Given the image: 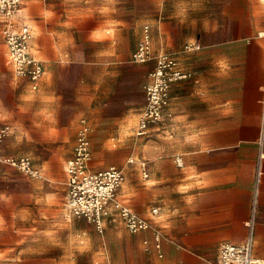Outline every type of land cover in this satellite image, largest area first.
<instances>
[{
  "label": "crops",
  "instance_id": "0c3cea01",
  "mask_svg": "<svg viewBox=\"0 0 264 264\" xmlns=\"http://www.w3.org/2000/svg\"><path fill=\"white\" fill-rule=\"evenodd\" d=\"M105 2H21L33 30L30 53L44 72L33 89L12 69V81L26 80L30 89L6 88L0 96L11 114L0 121L11 127L0 154L29 157L37 173L0 163V264H216L222 243L246 239L249 221L252 256L264 264V4L118 0L114 14L101 15ZM182 6L186 18L178 15ZM113 18L122 21L114 46L88 39ZM145 24L154 66L157 54L166 52L188 76L170 83L161 118L149 122L144 134H136L144 106L114 116L108 131L96 132L94 140L112 157L124 153L112 162L122 179L97 225L67 211L65 163L80 121L90 127V142L98 123L97 108L82 92V65L96 64L103 72L122 66L129 80L147 84L150 57L132 58ZM105 50L112 55H98ZM8 77L0 68V79ZM27 92L34 99L21 101ZM45 97L55 102L46 104ZM45 107L56 112L55 136L46 134L53 125L35 115ZM120 207L147 227L131 231Z\"/></svg>",
  "mask_w": 264,
  "mask_h": 264
},
{
  "label": "built area",
  "instance_id": "2783aa9c",
  "mask_svg": "<svg viewBox=\"0 0 264 264\" xmlns=\"http://www.w3.org/2000/svg\"><path fill=\"white\" fill-rule=\"evenodd\" d=\"M21 1L0 0L1 33L5 38L8 62L12 66L14 75L29 79L32 88L35 89L38 79L44 72V67L42 62L30 53L29 43L32 37L30 27L14 21L15 11ZM192 47L198 49L199 45L193 44ZM185 48L187 49L188 46ZM150 51V26L145 24L142 38L132 58L136 62H145L149 60ZM187 76L188 73L180 69L177 61L170 54L166 52L157 54L155 66L150 72V81L145 87V105L138 119L136 134H144L149 122H156L161 118V107L170 83ZM259 156H264V153H259ZM90 160V127L86 120L82 119L77 131L73 154L65 163L67 211L69 215L84 216L100 225L106 206L113 198L116 187L122 179V173L116 166L92 169ZM1 162L14 166L29 175L37 173L32 166L31 159L27 156L13 158L3 157L0 154ZM153 210L156 211V209ZM120 212L131 231L147 227V223L129 208L120 207ZM155 236L159 239L158 233ZM252 241V221H249L246 239L241 243H222L216 264H263L262 260L252 256Z\"/></svg>",
  "mask_w": 264,
  "mask_h": 264
},
{
  "label": "rangeland",
  "instance_id": "374dc122",
  "mask_svg": "<svg viewBox=\"0 0 264 264\" xmlns=\"http://www.w3.org/2000/svg\"><path fill=\"white\" fill-rule=\"evenodd\" d=\"M20 5L21 3L18 5L15 11L14 21H16L18 24L28 25V23L24 21V15H22L20 12ZM1 27L0 68L1 71L7 73L10 72L11 77L0 79V96L6 88L13 87L15 89H18L26 86V84L29 88V84L25 83L27 82L26 80L12 81L11 79L13 77V73L12 68L10 64L7 63V59L5 57V53L7 52V45L5 42V38L1 33ZM30 30L33 37L32 28H30ZM92 60L95 61V58ZM149 61L150 68L152 70L154 67L152 46ZM128 72L129 71L122 66L109 67L107 71L103 72L98 68V65L96 64H92L90 67L82 65V92L85 93L88 99L91 100L92 107H96L98 110L94 113L98 119L97 126L95 128H91L92 140L90 142V163L92 167L98 164H104V167L101 168L104 169L109 166L115 165L112 162L116 161V157H124V153L122 152L114 154V156L112 157L111 151L109 149L103 148L97 140H94L96 132L108 131L110 129L111 119L114 116L120 115L122 113L124 114V112L128 109L140 110L145 105V87L147 84L144 83L143 86H140L134 81L129 80ZM139 97H141L143 100L140 101ZM10 131L11 127L8 123H0V144L6 134Z\"/></svg>",
  "mask_w": 264,
  "mask_h": 264
},
{
  "label": "clouds",
  "instance_id": "9594fccd",
  "mask_svg": "<svg viewBox=\"0 0 264 264\" xmlns=\"http://www.w3.org/2000/svg\"><path fill=\"white\" fill-rule=\"evenodd\" d=\"M118 3V0H106L105 4L101 6L99 9L101 15H108L110 13L114 14L116 11L115 5ZM261 4H264V0H260ZM193 10H196L195 8ZM187 8L181 7L178 15L182 18L187 17ZM49 15H54L50 13ZM205 23H207V20H205ZM122 25V21L117 19H106L103 23V25H98L96 28L92 29L89 32L88 39L93 43H103L105 41L109 42L112 46L115 45L116 37L118 35V31L120 26ZM192 42V41H190ZM98 55H112L111 52L105 50L98 53ZM218 64L222 68H226L227 65L220 61ZM21 101H32L34 97L32 96L31 92H27V94L22 95L20 97ZM46 104H52L55 102L54 97H45L44 98ZM35 115L42 116L45 121H47L49 124L53 125V127H50L47 129L48 135L55 136L57 134V119H56V112L54 109H51L49 107L42 108L39 112H37ZM11 117V114L7 112L2 105H0V121L9 119ZM39 126V125H37Z\"/></svg>",
  "mask_w": 264,
  "mask_h": 264
}]
</instances>
